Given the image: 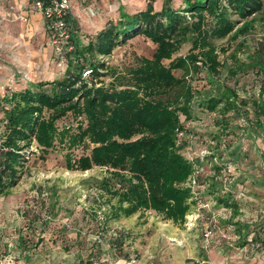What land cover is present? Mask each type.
I'll return each mask as SVG.
<instances>
[{"label": "trees", "instance_id": "16d2710c", "mask_svg": "<svg viewBox=\"0 0 264 264\" xmlns=\"http://www.w3.org/2000/svg\"><path fill=\"white\" fill-rule=\"evenodd\" d=\"M172 2L164 0L162 8L155 10L154 0H149L145 9L134 14L121 5L120 19L109 21L87 44L75 38L68 13L66 20L73 49L65 76L29 82L24 89L0 99L3 127L0 133V195L9 194L17 184L27 160L26 152L35 141L45 153L54 147L57 121L72 112L77 117L84 115L86 125L80 124L74 134L63 129L62 140L69 136L70 147L82 143L90 152L78 159L69 155L68 167L80 170L94 166L111 168L116 180L106 178L102 181L101 188L116 199L103 212L104 225L150 209L164 214L166 219L182 221L191 205L210 200L206 193H216L219 194L214 199L217 209L224 210L219 215L221 221L216 222L217 228L227 230L233 226L236 236L242 240L241 245L258 241L264 245V226L260 225L257 232L252 228V219L239 216L234 220L240 210L236 196L241 191L235 194L230 189L233 173L226 177L222 172L224 167L239 159L243 143L234 145L233 137L257 140L264 134V38L248 53L246 61L234 55L233 62L225 63L232 77L240 72L257 74L261 82L255 101L225 86L223 89L219 86L216 95L207 99L197 97L190 83L173 72L177 68L188 71L190 63L199 71L201 66L197 61L202 55L206 68L213 75L211 83L217 85L214 76L220 73L223 63L218 60L210 39L246 35L254 27L253 21L247 18L263 9L264 0H184L182 9L174 8ZM233 14H237L238 19L233 18ZM138 35L149 37L158 46L153 58H143V63L134 70L133 87L103 85L99 78L108 69L105 57L115 47ZM189 39L192 42L189 54L176 57L169 67L165 66L162 60L171 59ZM196 49L199 53L194 52ZM87 69L91 70L89 78L83 76ZM172 91L174 98L162 99ZM204 119L210 120L209 128L212 125L216 132L198 130L196 123ZM181 132L186 136L179 144ZM187 146L193 150L208 148L214 151L218 161L213 160L214 155L191 159L187 156ZM201 167L204 172L199 182L205 189L198 188L194 192L192 186H174ZM203 211L209 209L204 207ZM93 212L97 217L98 210L93 209ZM209 219L218 220L210 211ZM106 232H102V238L108 242V247H103L100 238L93 243L87 257L78 259V264H101L103 254L114 261L135 260L130 249L125 247L130 231L119 227L110 235ZM27 244L25 236L19 234L16 249H24ZM202 254L203 258H208L206 253Z\"/></svg>", "mask_w": 264, "mask_h": 264}, {"label": "rangeland", "instance_id": "374dc122", "mask_svg": "<svg viewBox=\"0 0 264 264\" xmlns=\"http://www.w3.org/2000/svg\"><path fill=\"white\" fill-rule=\"evenodd\" d=\"M148 2L71 0L72 33L81 43L87 44L109 21L117 22L120 19L121 5L128 13L134 14L145 9ZM163 2L154 0V9L160 10ZM172 4L174 8L182 9L184 0H173ZM233 18L238 19V15L233 14ZM247 19L253 21L254 27L246 35L210 39L216 48L218 60L223 63L220 73L214 76L217 85L211 83L213 75L206 68L202 55L197 61L201 66L199 71L192 68V63L188 71L183 68L173 70L177 77L190 83L197 91V97L207 99L210 95H216L219 86L222 89L225 86L226 89H237L240 95L255 101L256 89L261 82L257 74L252 71L240 72L232 77L225 66V63L235 60L234 55L246 61L248 53L264 38V5L259 13ZM242 24L243 21L238 27ZM46 29V20L33 6L32 0H0V99L24 89L29 82L62 79L65 76L68 61H61L55 54ZM157 46L149 37L138 35L115 47L105 57L108 69L104 70L106 74L100 76V81L110 87H133L134 70L143 63V58H153ZM191 47L189 39L171 59L164 58L162 63L169 67L172 59L186 56ZM199 51L194 50L195 53ZM69 53L65 54L66 60H69ZM139 95L143 96V92ZM174 95L172 91L162 99L170 100ZM1 117L0 113V133L3 129ZM86 122L84 115L77 117L69 112L57 121L58 135L49 152L41 151L37 141L27 150V160L21 168L17 184L9 194L0 195V264H78V259L87 257L93 243L100 238L103 247H108V242L102 238L103 231L110 235L119 227L130 231L125 247L130 249L131 257L135 260L114 261L103 254L101 264L112 261L113 264H264L263 243L258 241L241 245L242 240L236 236L233 226L225 230L228 238L223 237L224 229L219 228L212 242L205 241L202 233L207 224L213 221L209 219V211L214 218H218L215 223L221 221L219 215L224 212L217 209L218 204L214 199L219 194L216 193H206L210 200L204 203H209V211H203L200 204L191 205L182 221L174 222L150 209L104 225L103 212L116 199L101 185L106 178L116 181L111 175L112 169L99 166L88 170L69 168V155L78 159L89 153L90 148L82 143L70 147L69 136L62 140L63 129H69V134H74L80 124L85 126ZM208 122L209 119H204V122L196 123L198 130L216 132L212 125L209 128ZM233 141L234 145L243 143L239 159L231 164L233 184L230 189L235 194L241 191L236 196L241 215L238 214L234 220L239 216L252 219V228L258 232L260 225L264 226V134L257 140L233 137ZM201 169L185 181L175 182L174 186L187 187L193 175L202 182L201 173L204 171ZM201 189L205 188L201 186ZM93 209L98 210L97 217L93 216ZM19 234L24 235L28 242L25 250L16 249ZM203 252L207 259L203 258ZM198 260L202 262L197 263Z\"/></svg>", "mask_w": 264, "mask_h": 264}, {"label": "built area", "instance_id": "2783aa9c", "mask_svg": "<svg viewBox=\"0 0 264 264\" xmlns=\"http://www.w3.org/2000/svg\"><path fill=\"white\" fill-rule=\"evenodd\" d=\"M32 1L33 6L38 11H40L44 19L46 20V26L49 33V43L52 45L55 54L60 58L61 61H67L65 54L67 52L72 51L73 49V44L71 43V32L66 20L68 13L71 10V0H49L48 2H44L42 0ZM90 74L91 70L87 69L84 71L83 76L89 78ZM185 136L186 135L184 132L179 133V144L183 141ZM186 151L187 156L191 159H193V157H199L201 159H204L207 155H214V151H211L205 147L193 150L190 146H187ZM213 160L217 162L218 157L214 155ZM232 170V166L227 165L222 169V172L224 173V175H226V177H228V175L232 174ZM187 184L188 186L193 187L194 192L195 190H198V188H201V186H203V184L201 185L198 181V177H196V175H193V178L191 177L188 180ZM200 205H202L203 208L209 207L208 202L202 203ZM217 230L218 228L216 226V223L214 221H211L209 225L206 226L204 231L205 241H207L208 243L212 242V237L214 233L217 232ZM226 232L227 231L223 230V237L228 238Z\"/></svg>", "mask_w": 264, "mask_h": 264}, {"label": "crops", "instance_id": "0c3cea01", "mask_svg": "<svg viewBox=\"0 0 264 264\" xmlns=\"http://www.w3.org/2000/svg\"><path fill=\"white\" fill-rule=\"evenodd\" d=\"M45 20V19H44ZM47 30V29H46ZM47 34H48V40H49V33H48V31H47Z\"/></svg>", "mask_w": 264, "mask_h": 264}]
</instances>
